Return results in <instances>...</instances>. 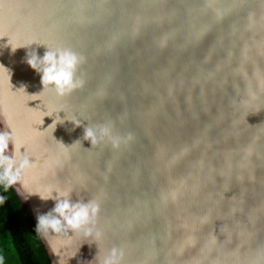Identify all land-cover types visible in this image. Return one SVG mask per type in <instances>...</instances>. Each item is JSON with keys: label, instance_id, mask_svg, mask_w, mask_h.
<instances>
[{"label": "water", "instance_id": "water-1", "mask_svg": "<svg viewBox=\"0 0 264 264\" xmlns=\"http://www.w3.org/2000/svg\"><path fill=\"white\" fill-rule=\"evenodd\" d=\"M39 44L85 56L84 86L40 93L26 63ZM61 107L82 126L42 122ZM5 119L36 163L34 194L13 186L35 227L50 188L101 205L102 240L73 235L55 254L66 238H41L51 264H99L113 247L122 264H264V0H0ZM105 123L134 140L92 147L84 128Z\"/></svg>", "mask_w": 264, "mask_h": 264}, {"label": "clouds", "instance_id": "clouds-1", "mask_svg": "<svg viewBox=\"0 0 264 264\" xmlns=\"http://www.w3.org/2000/svg\"><path fill=\"white\" fill-rule=\"evenodd\" d=\"M9 44L13 52L20 47H28H13L11 43ZM39 45L46 46L47 50L43 56H40L33 49L28 52L26 63L40 75L42 84V91L40 93L51 89L54 90L58 98H63L84 86V79L78 76L77 73L80 66L86 62L85 56L67 47H54L46 44ZM5 69L8 70L7 68ZM39 94L31 95V101L38 100ZM61 111L64 112L63 107L53 113L46 112L42 118V122L44 123V117H52L55 113L57 115L49 126L56 128L57 124L61 123L60 121L64 122V120L71 121L75 127L82 126L79 120H69L65 117L62 119L58 115ZM4 123L5 129L0 130V186H3L5 191L13 186H17L16 191L18 195L27 200L34 193L26 181V173L34 169L36 163L33 161L25 145L18 139L15 128L11 125L10 121L5 119ZM83 139L89 141L92 147L109 142L113 148H119L121 144H130L134 140V135L132 133H128L126 136L116 134L111 123L89 124L84 128ZM76 142H79V140ZM10 144L13 146L12 151L9 149ZM62 144L64 145V143ZM22 148L26 149L23 153L21 152ZM72 192L73 189L71 187L63 190L50 188L45 194H39L42 200H54L55 206L46 214L37 216L35 233L45 240L50 236H63L66 238L63 241L52 243V251L55 254H59L62 247L71 244V237L73 235L82 236L85 240L91 239L92 241H100L103 238V232L97 227L98 216L101 210L100 202L96 199L88 200L87 202L84 200L73 202L71 199ZM5 201L6 197L0 195V206ZM75 256L76 254H73L70 258ZM123 257V249L113 247L99 261V264H122ZM0 264H3L2 256H0Z\"/></svg>", "mask_w": 264, "mask_h": 264}, {"label": "trees", "instance_id": "trees-1", "mask_svg": "<svg viewBox=\"0 0 264 264\" xmlns=\"http://www.w3.org/2000/svg\"><path fill=\"white\" fill-rule=\"evenodd\" d=\"M0 195L6 197L0 206V255L11 249L20 264H51L41 238L35 233V224L22 207L13 187L7 191L0 186Z\"/></svg>", "mask_w": 264, "mask_h": 264}, {"label": "rangeland", "instance_id": "rangeland-1", "mask_svg": "<svg viewBox=\"0 0 264 264\" xmlns=\"http://www.w3.org/2000/svg\"><path fill=\"white\" fill-rule=\"evenodd\" d=\"M1 251L2 254L0 256L3 257V264H20L17 255L10 248L7 249V253H5L3 250Z\"/></svg>", "mask_w": 264, "mask_h": 264}]
</instances>
